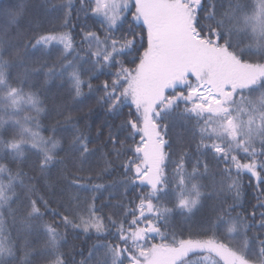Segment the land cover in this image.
Returning <instances> with one entry per match:
<instances>
[{
	"label": "snow or ice",
	"instance_id": "snow-or-ice-1",
	"mask_svg": "<svg viewBox=\"0 0 264 264\" xmlns=\"http://www.w3.org/2000/svg\"><path fill=\"white\" fill-rule=\"evenodd\" d=\"M79 2L85 15L102 18L105 32L101 38L82 30L79 51L70 32L46 30L39 21L30 35L20 31L25 3L0 6L7 21L0 30V264H66L62 227L112 237L94 246L102 255L92 264H264V210L258 218L255 210L250 217L236 213L243 174L264 187V0H227L226 5L225 0ZM43 6L48 14L62 12L57 18L68 26L72 0H44ZM124 24L128 33L115 35ZM13 27L17 30L10 34ZM56 46L57 63L28 65L31 55ZM127 56L133 57L128 64ZM86 64L91 65L87 81ZM41 69L49 79L66 76L74 99L87 87L102 93L97 103L115 116L124 106L130 108L119 129H109L103 146H93L69 113L64 123L72 129L71 167L57 151L62 141L55 127L49 137L38 131L45 107L27 82ZM105 70L109 79L93 89L92 79ZM174 130L178 153L170 142ZM121 132L127 133L123 139ZM29 153L36 155L39 178L21 167ZM54 165L62 166L55 185L59 190L42 194L39 179L52 189L48 172ZM117 165L122 180L98 182ZM117 183L125 197L129 190L137 195L115 205L119 217L105 218L96 208L97 193ZM81 193L91 195L82 199ZM221 196V206L200 233L187 238L169 233L174 214L190 216L203 200ZM257 200L264 209V198ZM6 216H19L28 234H42L44 242L34 247L25 239L21 244L7 230Z\"/></svg>",
	"mask_w": 264,
	"mask_h": 264
},
{
	"label": "trees",
	"instance_id": "trees-1",
	"mask_svg": "<svg viewBox=\"0 0 264 264\" xmlns=\"http://www.w3.org/2000/svg\"><path fill=\"white\" fill-rule=\"evenodd\" d=\"M23 2L27 5V12L25 17L19 22V30L25 32L26 34H31L30 30L35 26L36 22L39 21L41 27L44 29H58L63 31H68L73 37V40L77 46V50H80L82 42V30H92L97 32L101 38H103L105 32L101 27L100 20L101 17H97L85 12L81 9L79 0H72L73 11L70 17V23L67 27L62 24V19L57 17H62L63 13L48 14L44 9V0H0V6L6 7L10 4ZM59 2V0H58ZM227 0H225V5ZM130 19V17H129ZM7 21L3 16H0V30L6 27ZM17 29L13 27L9 30V33L15 32ZM129 31L128 25L124 24L119 32L115 35L120 36L122 34H127ZM139 31V28H137ZM83 47H87L84 45ZM59 46L51 50H46L44 54L36 52L35 55H31L27 63L32 67H39L43 64H54L58 62L60 57V52L58 51ZM50 51V54H48ZM83 55V52H81ZM133 57L127 56L125 58V63L128 64ZM130 66V65H129ZM91 65H84V76L83 79L88 80V69ZM17 71H23V69H18ZM113 71H115L113 69ZM98 74V78L92 79L93 89L100 85L105 79H109L106 74ZM28 87L31 90L36 91L40 99L42 100L45 111L41 113L39 117V133L43 137H49L53 135L52 129H56V137L62 141V147L57 151L60 154V158L65 160V163L71 167L72 157L69 152V144L71 140V125L65 124L64 119L70 113L72 116V123L79 127L82 131L89 135L90 140L93 141V146H103L107 141V135L109 129L114 133L119 129L120 124L124 121L129 114L130 108L124 106L122 109V114L120 116H115L109 113L105 107L97 103L101 92L92 91L89 92L87 87H84V95L81 98L74 99L71 85L68 78L65 76L63 78H51L49 79L46 75V69H41L40 71L34 72L31 79L27 82ZM27 90V89H26ZM102 131L103 135L97 137V132ZM127 135L126 132H121L120 136L123 139ZM185 144L184 147H189L188 143V133H185ZM170 142L173 144V151L178 153L181 145L177 143L176 131L170 132ZM110 148V146H109ZM194 144L191 145V151L194 153ZM107 150V149H106ZM175 159V156L173 157ZM209 162L210 169L212 172L216 173L217 179H219V172L217 171L216 162L211 158V156L206 157ZM23 170L30 176L40 177V173L36 164V155L31 153L28 154V158L21 165ZM222 167V165L220 166ZM62 171L61 165H54L48 172V183L54 185L52 189H48L45 185L43 178L39 179L38 187L42 194L51 191H58L59 189L55 187L58 182V177ZM171 167H169V172ZM122 169H119L117 165L116 170L112 175L105 176L98 182L104 183L105 185H112L114 181L118 182L123 179ZM241 196L236 207V213H240L245 217H250L251 213L255 210L257 218L259 217V212L264 209H259L257 198H264V187H257V181L255 178H251L249 174L245 173L241 177ZM204 183L211 184L210 180H205ZM90 193H81V198L84 199L90 196ZM137 192L129 190L127 197L124 195V188L118 183L111 191H101L97 193L96 208L98 213L105 218L109 215L119 217L121 215L120 209L116 208L115 205L123 201L127 203L130 200H134ZM50 199H54L49 197ZM221 196L219 199L212 197L205 199L202 205L194 211L190 216L185 214L181 216L179 214H174L169 221L168 231L169 233L175 232L178 238H187L190 234L196 235L202 231V226L211 219L215 211L221 206L220 201L224 199ZM229 203H232L231 195H227ZM14 207H16L14 205ZM52 207H56L53 203ZM234 213V214H236ZM46 220L51 221L52 217L50 215L45 217ZM58 219V218H57ZM6 226L7 230L12 234L14 238H17L22 244L25 239L33 244V246H39L45 240V237L41 234L39 236L33 234H28L24 225L21 223L19 216L13 219L11 216H6ZM62 233L67 234V240L61 241L60 251L64 254L66 264H81L82 261L87 262V264H92L96 259H99L102 255L101 252H97L94 246L100 245L111 240L112 237H105L103 235L97 236L95 232L83 233L79 229H72L71 227L60 229ZM156 242H160L159 237H157ZM93 251L94 256L90 259L89 252Z\"/></svg>",
	"mask_w": 264,
	"mask_h": 264
}]
</instances>
